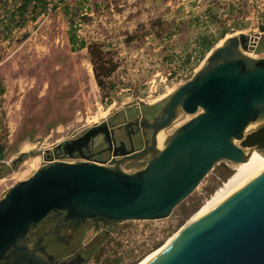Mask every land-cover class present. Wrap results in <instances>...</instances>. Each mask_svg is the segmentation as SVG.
<instances>
[{"label": "water", "instance_id": "water-1", "mask_svg": "<svg viewBox=\"0 0 264 264\" xmlns=\"http://www.w3.org/2000/svg\"><path fill=\"white\" fill-rule=\"evenodd\" d=\"M249 43L239 34L213 49L150 118L105 120L46 148L40 165L0 196V264H86L87 250L59 256L44 237L66 246L72 235L62 229L107 232L168 218L216 164L246 162L253 147L243 141L264 124V56L246 53ZM133 123L139 148L118 132ZM46 221L56 223L32 240ZM144 264H264V167Z\"/></svg>", "mask_w": 264, "mask_h": 264}, {"label": "rangeland", "instance_id": "rangeland-1", "mask_svg": "<svg viewBox=\"0 0 264 264\" xmlns=\"http://www.w3.org/2000/svg\"><path fill=\"white\" fill-rule=\"evenodd\" d=\"M84 7L75 1L31 23L23 34L0 39V166L8 168L0 170V196L27 178L40 165L43 151L55 143L116 113L121 118L139 109L157 111L229 37L245 34L257 42L256 56H264V0H90L88 16L81 18ZM214 37L211 49L203 51L204 39ZM91 44L115 67L102 87L88 54ZM254 151L264 158V152ZM236 165L216 164L168 218L127 221L107 232L87 227L83 240H94L102 252L100 263L93 255L86 264H108L115 258L120 259L116 264H138L148 258L216 197ZM223 166L231 170L225 178ZM54 246L59 256L68 252Z\"/></svg>", "mask_w": 264, "mask_h": 264}, {"label": "built area", "instance_id": "built-area-1", "mask_svg": "<svg viewBox=\"0 0 264 264\" xmlns=\"http://www.w3.org/2000/svg\"><path fill=\"white\" fill-rule=\"evenodd\" d=\"M75 1L86 4L79 13L81 18L88 16L86 9L90 0H0V39L6 40L7 37L23 34L31 23L48 19L60 10L64 11L67 5ZM256 48L257 42L253 40L248 44L246 53L256 55Z\"/></svg>", "mask_w": 264, "mask_h": 264}, {"label": "flooded vegetation", "instance_id": "flooded-vegetation-1", "mask_svg": "<svg viewBox=\"0 0 264 264\" xmlns=\"http://www.w3.org/2000/svg\"><path fill=\"white\" fill-rule=\"evenodd\" d=\"M149 108V107H148ZM136 112V113H135ZM135 112L133 111H129V112H124V114L122 115L121 118H119V113L117 115H115L114 117L110 118L109 120L112 123H120L125 121V118L129 115L130 113L133 114H138L139 112L142 113V115H144L146 118H150L152 115H154L157 111H155L152 108L149 109H144L142 110H135ZM137 129V125H135V123L128 125V126H124L122 127L120 130H118L119 133L122 134L121 138L119 136L120 139H123L125 146L126 147H130V146H134L135 148H139L142 144V142L139 140V138H141L139 135V133H136ZM135 132V133H134ZM118 138V139H119ZM113 147L116 145H119V142H116V145H114L112 143ZM111 154L107 153V152H101L99 153L96 157H99V159L103 160V161H110L111 159ZM1 169V166H0ZM56 223V221H46L45 223H43V225L37 230V232L35 233V235L32 237V240H35L37 237H40L43 232L47 231L48 229H50L54 224ZM86 229V228H85ZM79 230L77 232H71L70 230L67 229H62L61 233L63 234H71V239H68V243L65 244L66 246L61 245L62 243L58 242L56 240V235H48L46 237H44V241L51 243L53 245H59L61 247H65V249H68V252L64 255H69L71 254L73 251H77L78 249H85L87 250L90 254V257L94 255L95 253V247H97L96 242H94V240H89V241H84L83 237H84V230ZM106 232V231H104ZM64 244V243H63ZM90 259V258H89ZM89 261V260H88Z\"/></svg>", "mask_w": 264, "mask_h": 264}, {"label": "trees", "instance_id": "trees-1", "mask_svg": "<svg viewBox=\"0 0 264 264\" xmlns=\"http://www.w3.org/2000/svg\"><path fill=\"white\" fill-rule=\"evenodd\" d=\"M262 32H264V25L261 26ZM223 32V31H222ZM221 32V34H222ZM71 42L76 43L75 35H71ZM217 37L211 38L209 40L204 39V42L201 44L203 47V51H208L211 49L213 44L216 42ZM85 42L80 41L79 48L85 47ZM88 54L90 57V61L94 66V77L98 84V86L102 87L104 78L108 77L110 73L114 70V64L111 63L108 59L104 57L103 51L99 49V47L96 44L87 45ZM243 145L248 147H253L254 149L264 152V124L257 127L253 131H251L249 134H247L245 140L243 141ZM4 147L0 145V158L4 156ZM8 168L5 165H1L2 171L7 170ZM221 176L224 178L229 176L231 174V170L227 167L223 166L221 168ZM95 253L97 252V247H95ZM102 248L98 250V252L94 253V259L100 263V257H101ZM120 262V259L115 258L112 259L111 262L108 264H116Z\"/></svg>", "mask_w": 264, "mask_h": 264}, {"label": "bare ground", "instance_id": "bare-ground-1", "mask_svg": "<svg viewBox=\"0 0 264 264\" xmlns=\"http://www.w3.org/2000/svg\"><path fill=\"white\" fill-rule=\"evenodd\" d=\"M264 167V158L262 155H260L258 152L254 151L249 155V158L244 163H237L236 165V172L231 178L228 180V182L225 184V187L220 189L219 192L216 193V197H214L212 200H210L208 205H204L203 208H201L197 213L193 215L187 222L186 225H184L182 229L187 227L188 225L192 224L194 221L202 217L204 214H206L208 211H210L212 208H214L216 205H218L220 202H222L224 199H226L228 196H230L233 192L238 190L242 185H244L247 181H249L257 171L259 172L260 169ZM254 174V175H252ZM251 176V177H250ZM180 230V231H181ZM179 231V232H180ZM177 232V233H179ZM174 234L161 248H159L154 254L150 255L148 258L143 259V261H140L138 264H144L146 263L150 258H152L156 253H158L163 247L175 236ZM154 252V251H153Z\"/></svg>", "mask_w": 264, "mask_h": 264}, {"label": "crops", "instance_id": "crops-1", "mask_svg": "<svg viewBox=\"0 0 264 264\" xmlns=\"http://www.w3.org/2000/svg\"><path fill=\"white\" fill-rule=\"evenodd\" d=\"M71 41H72V40H71V38L69 37V43L73 46L74 43H72ZM79 49H80V48H79ZM81 49H83V47H82Z\"/></svg>", "mask_w": 264, "mask_h": 264}]
</instances>
